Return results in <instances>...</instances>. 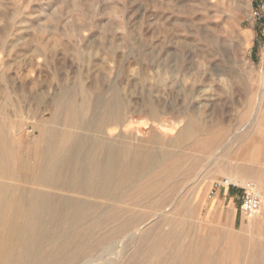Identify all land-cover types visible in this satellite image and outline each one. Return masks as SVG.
<instances>
[{"label":"rangeland","instance_id":"rangeland-1","mask_svg":"<svg viewBox=\"0 0 264 264\" xmlns=\"http://www.w3.org/2000/svg\"><path fill=\"white\" fill-rule=\"evenodd\" d=\"M262 3L0 0V117L23 156L62 90L94 103L114 89L136 115L104 137L176 158L172 198L153 192L142 200L141 186L117 205L122 220L142 217L139 236L135 226L115 235L117 223L107 222L74 264H206L227 235L262 224L263 196L256 215L241 211L246 184L264 195V12L253 17ZM189 120L199 126L194 141L174 145ZM239 163L236 187H217ZM169 215L179 222L168 223ZM257 234L264 237V227ZM193 242L211 256L189 259Z\"/></svg>","mask_w":264,"mask_h":264},{"label":"bare ground","instance_id":"bare-ground-1","mask_svg":"<svg viewBox=\"0 0 264 264\" xmlns=\"http://www.w3.org/2000/svg\"><path fill=\"white\" fill-rule=\"evenodd\" d=\"M48 112L50 117L35 125V140L24 147L27 156L13 145V128L0 117V264H74L88 253L97 228L114 221L117 235L137 226L141 216L119 217L117 205L126 196L142 186L138 193L142 200L150 199L153 192L166 200L179 183L173 181L178 172L173 174L176 158L172 154L142 152L104 137L106 129L123 126L126 117L136 115L116 90L92 103L80 102L70 89H64ZM150 114L157 120L154 109ZM197 129V123L189 120L173 144L194 141ZM238 165L228 174L233 183L244 178L242 163ZM259 185L264 190L262 180ZM150 203L156 207L161 202L154 197ZM167 220L179 222L170 215ZM263 222L252 221L240 233L227 235L226 248L218 257H209L211 250L193 242L188 258L208 256L206 264H264V237L257 234ZM140 231L136 227L133 234ZM215 240H210V249Z\"/></svg>","mask_w":264,"mask_h":264},{"label":"built area","instance_id":"built-area-1","mask_svg":"<svg viewBox=\"0 0 264 264\" xmlns=\"http://www.w3.org/2000/svg\"><path fill=\"white\" fill-rule=\"evenodd\" d=\"M262 2L263 3L254 10L253 12L254 18L262 17L261 15L264 12V0H262ZM221 186L236 187V185L228 179L217 184V187H221ZM261 204H262L261 196L259 192L256 191V189L251 185L246 186V188H244V192L241 200L242 213L248 216L256 215L261 209Z\"/></svg>","mask_w":264,"mask_h":264}]
</instances>
